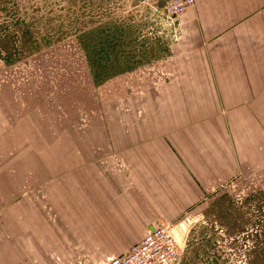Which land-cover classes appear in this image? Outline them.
Segmentation results:
<instances>
[{
    "label": "rangeland",
    "instance_id": "1",
    "mask_svg": "<svg viewBox=\"0 0 264 264\" xmlns=\"http://www.w3.org/2000/svg\"><path fill=\"white\" fill-rule=\"evenodd\" d=\"M149 5L0 0V264H18L19 256L21 264H33L26 245L19 254L12 210L35 197L52 212L42 184L30 180V159L44 151L34 149L40 141H63L67 128L70 144L75 138L105 142L108 134H93L100 123L121 143L101 151L94 163L107 177L126 175L131 167L123 142L131 127L145 113L177 109L176 102L162 100L170 98V63L186 48L185 15L181 28L172 27ZM260 113L262 120L264 101ZM254 129L238 127L237 134L222 138L226 164L210 181L203 166L188 164L181 152L180 162H166V175L177 179L180 195L164 198L174 213L169 219L163 214L160 223L188 218L190 224L179 255L168 264H264V135ZM86 252L69 245L61 260L51 256L40 264H107L120 254Z\"/></svg>",
    "mask_w": 264,
    "mask_h": 264
},
{
    "label": "crops",
    "instance_id": "2",
    "mask_svg": "<svg viewBox=\"0 0 264 264\" xmlns=\"http://www.w3.org/2000/svg\"><path fill=\"white\" fill-rule=\"evenodd\" d=\"M149 3L156 14H164V0ZM185 20L186 48L170 63V98L156 94L176 102L177 109L145 113L131 127L123 142L129 174L107 177L94 163L101 151L121 143L111 140L100 123L93 134H108L105 142L75 138L70 144L66 128L63 141L51 138L34 148L44 151L30 159L31 185L42 184L53 214L35 197L12 210V234L19 254L27 246L28 261L61 260L69 245L92 255L126 251L147 229L163 224V214L169 219L174 213L165 208L164 198H178L180 187L166 175V162H180L181 152L188 164L203 166V173L199 170L210 181L226 164L222 138L237 134L238 127H255L264 135V0H194ZM20 257L18 264L24 262Z\"/></svg>",
    "mask_w": 264,
    "mask_h": 264
},
{
    "label": "built area",
    "instance_id": "3",
    "mask_svg": "<svg viewBox=\"0 0 264 264\" xmlns=\"http://www.w3.org/2000/svg\"><path fill=\"white\" fill-rule=\"evenodd\" d=\"M155 0H143L152 2ZM194 0H164V16L169 25L181 28L184 25L186 8ZM177 224H160L146 230L137 242L120 254L109 257L107 264H168L176 258L182 247L172 233Z\"/></svg>",
    "mask_w": 264,
    "mask_h": 264
},
{
    "label": "water",
    "instance_id": "4",
    "mask_svg": "<svg viewBox=\"0 0 264 264\" xmlns=\"http://www.w3.org/2000/svg\"><path fill=\"white\" fill-rule=\"evenodd\" d=\"M185 221H186V219H183V220L179 221L177 223V225L173 226L172 229H171L172 233L175 235L177 240L180 241V242H183L185 240L186 234H187V232L189 230V226H190V224H189V226H187ZM179 227L182 228L183 232L179 231Z\"/></svg>",
    "mask_w": 264,
    "mask_h": 264
},
{
    "label": "bare ground",
    "instance_id": "5",
    "mask_svg": "<svg viewBox=\"0 0 264 264\" xmlns=\"http://www.w3.org/2000/svg\"><path fill=\"white\" fill-rule=\"evenodd\" d=\"M187 220H188V218L186 219L185 223H186L187 226H189ZM179 231H180V232H183L181 227H179Z\"/></svg>",
    "mask_w": 264,
    "mask_h": 264
}]
</instances>
